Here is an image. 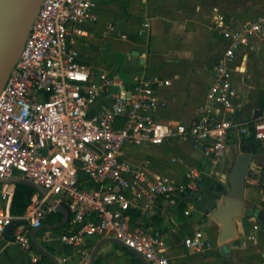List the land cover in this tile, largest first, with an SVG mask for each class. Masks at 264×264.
<instances>
[{
	"label": "built area",
	"instance_id": "built-area-1",
	"mask_svg": "<svg viewBox=\"0 0 264 264\" xmlns=\"http://www.w3.org/2000/svg\"><path fill=\"white\" fill-rule=\"evenodd\" d=\"M92 7L90 0H42L0 92V238L12 221H24L10 238L30 250L31 230L65 204L68 229L58 237L63 245L78 247L86 236L111 234L146 264H172L163 239L132 228L129 213L149 220L160 198H202L199 181L204 173L191 168L180 182L153 179L123 160L121 152L127 146H160L175 137L189 140L205 158L217 161L226 154L231 133L263 141L264 114L238 121L207 110L191 122L162 123L146 112L157 105V79L126 87L119 77L94 72L80 62L74 42ZM214 22L222 29L224 50L212 68L205 99L223 114H231L237 96L232 75L241 72L243 62L232 65L254 39L264 38V16L236 27H227L222 15ZM112 88L117 92L111 93ZM105 95L111 96L110 105L94 112L95 103ZM20 180L41 187L45 194L36 191L23 215L14 217L10 208ZM183 244L191 252L210 249L199 232Z\"/></svg>",
	"mask_w": 264,
	"mask_h": 264
},
{
	"label": "crops",
	"instance_id": "crops-1",
	"mask_svg": "<svg viewBox=\"0 0 264 264\" xmlns=\"http://www.w3.org/2000/svg\"><path fill=\"white\" fill-rule=\"evenodd\" d=\"M90 1L91 17L80 24L82 34L74 42L80 62L94 72L119 77L126 87L157 79V105L146 112L162 123L191 122L207 110L238 121H252L264 114V38L254 39L232 65L243 62L241 72L232 75L237 92L233 112L223 114L205 99L212 68L224 50L222 29L216 27L214 18L222 15L227 27H236L264 16V7L247 5L244 0ZM110 92L116 93L117 88ZM111 101L105 95L92 110L101 111ZM242 139L231 133L226 154L217 161L205 158L201 148L189 140L175 137L160 146H127L121 157L153 179L180 182L189 169L198 168L224 186L216 205L220 206L235 155L247 151L242 149ZM253 142L257 167L254 176L246 179L243 213L234 222V239L219 244L220 226L209 218L203 192L196 201L187 195L158 199L152 219L130 222L132 228L161 237L172 264H264V140ZM195 232L209 244L208 251L186 250L183 241ZM58 237L51 229L36 233V242L49 256L43 264H54L51 259L57 264H90L99 244L93 264H143L135 254L111 242V234L86 236L78 247L63 245ZM35 259L38 256L32 247L24 250L12 239L0 238V264H34Z\"/></svg>",
	"mask_w": 264,
	"mask_h": 264
},
{
	"label": "water",
	"instance_id": "water-1",
	"mask_svg": "<svg viewBox=\"0 0 264 264\" xmlns=\"http://www.w3.org/2000/svg\"><path fill=\"white\" fill-rule=\"evenodd\" d=\"M41 2L42 0H0V92L15 66ZM259 113L261 114V112ZM254 145V142L247 143V151L245 153L238 152L235 155L233 165L227 176L229 188L222 195V204L220 206L209 205V218L217 222L220 226L219 244H223L236 237L234 222L237 218H240L243 213L246 179L254 176L257 167L254 160L257 151ZM20 183L32 187L42 195L45 194V191L41 187L31 182L20 180ZM206 202L209 204L207 198ZM50 203L54 204L52 200H50ZM57 208L58 211L62 213L61 222L55 225H41L37 228H33L30 232L32 246L40 254L47 257L49 256L46 251L36 242L35 235L38 231L45 229L56 230L67 224L69 219L67 208L62 205H58ZM23 224L24 221H12L11 224L6 227L3 237L6 239L10 238L13 229ZM110 241L123 246L135 254L143 264H146L139 254L127 248L118 240L112 239ZM99 246L100 244L95 248L90 264H93L95 253ZM51 260L54 264H57L55 260Z\"/></svg>",
	"mask_w": 264,
	"mask_h": 264
},
{
	"label": "trees",
	"instance_id": "trees-1",
	"mask_svg": "<svg viewBox=\"0 0 264 264\" xmlns=\"http://www.w3.org/2000/svg\"><path fill=\"white\" fill-rule=\"evenodd\" d=\"M249 142H253V137H245L242 139L243 150H247L246 144ZM199 187L201 193L202 192L205 193V197L207 198L209 205L216 206L217 201L219 200L220 197L219 194L224 191V186L221 183L213 182L209 180L206 176H203L199 181ZM35 193L36 191L32 187L26 184L17 183L15 186V192L10 208L11 215L14 217L22 216L24 210L30 203L31 198ZM62 206L66 208L65 204H62ZM182 207L183 204H181L178 207V209L181 211L180 212L181 215L183 214ZM129 214H130L131 223L137 224V222H139V220L141 219L139 214L134 211H130ZM61 221H62V213L58 211L56 213L45 216V218L41 221V225H55ZM67 229H68V223L64 227L54 230V232L57 233L58 235H61L66 233ZM42 232H44V230L40 231V233ZM31 247L38 256V261L36 262V264H43L45 261H48L44 255L40 254L33 246Z\"/></svg>",
	"mask_w": 264,
	"mask_h": 264
},
{
	"label": "rangeland",
	"instance_id": "rangeland-1",
	"mask_svg": "<svg viewBox=\"0 0 264 264\" xmlns=\"http://www.w3.org/2000/svg\"><path fill=\"white\" fill-rule=\"evenodd\" d=\"M245 4L247 5H254L255 6H259V7H264V0H244ZM263 16V15H262ZM258 143H260V141H257ZM16 175H19V173H15ZM196 205V207L198 206L197 203H194Z\"/></svg>",
	"mask_w": 264,
	"mask_h": 264
}]
</instances>
